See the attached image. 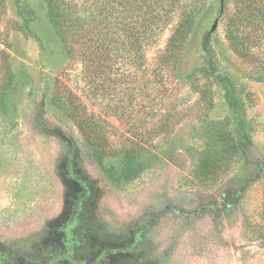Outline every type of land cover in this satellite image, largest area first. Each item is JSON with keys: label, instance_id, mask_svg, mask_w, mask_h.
I'll return each instance as SVG.
<instances>
[{"label": "rangeland", "instance_id": "rangeland-1", "mask_svg": "<svg viewBox=\"0 0 264 264\" xmlns=\"http://www.w3.org/2000/svg\"><path fill=\"white\" fill-rule=\"evenodd\" d=\"M240 1L226 0L220 14V0H183L147 47L136 25L128 35L110 25L94 38L98 65L88 70L79 36L64 65L46 58L44 0H0V255L38 257L70 230L73 192L61 173L69 154L96 187L103 239L130 250L136 242L116 264H264V17L248 19ZM184 7L195 27L162 62ZM238 12L236 46L228 33ZM216 21L209 56L202 41ZM60 97L92 120L108 166L131 149L155 162L136 179L108 177L52 106ZM240 123L252 139L244 153Z\"/></svg>", "mask_w": 264, "mask_h": 264}, {"label": "trees", "instance_id": "trees-1", "mask_svg": "<svg viewBox=\"0 0 264 264\" xmlns=\"http://www.w3.org/2000/svg\"><path fill=\"white\" fill-rule=\"evenodd\" d=\"M44 2L47 8L45 24L50 30L49 32L45 31L46 35L40 36L41 40L44 39L41 41V45L46 58L52 64H56L57 60L61 59L60 66L64 65L76 44H79V38L76 39L79 36L83 38L82 44L88 48V50L84 49V54L87 56L84 65L88 70L94 69L98 65L94 50L96 48L94 38L99 37L102 32H109L110 25L111 27L114 25L122 27L125 35L132 33L134 30L132 27L136 25L140 33L146 37L144 44L147 47L150 45L151 37H157L159 32L173 21L172 9L179 12L178 6L183 4V0H84L83 3L75 0H44ZM238 4L245 6L242 14H245L248 19L264 17V1L260 3L254 0H241ZM225 6L226 0H220V14L223 13ZM186 7L180 11L177 28L169 42L170 53L161 57L162 62L168 63L173 56L177 55L176 52L184 47L195 27L196 19L192 14L193 11ZM242 14L240 12L236 14L228 33L230 41L234 45L236 43V46L238 45L236 41L238 38L237 28L241 26L239 20ZM116 21L118 23H115ZM122 21L124 22L119 23ZM47 33L51 34V38L50 36L47 38ZM212 34L210 31L207 32L202 41L203 50L209 56H213ZM45 40L47 42L44 43ZM128 46L130 50L131 44L128 43ZM91 48H93L92 51ZM209 63L211 64V61ZM7 81L12 82V77L7 78ZM6 97L2 99V108L7 107ZM61 101V97L60 100H54L52 106L58 110L61 108L67 117L76 124L80 134L84 137L82 146L86 148L88 157L93 163L104 169L111 179L119 182L136 179L146 170L144 163L155 162L156 156L131 149L124 153L118 165L108 166L106 148L101 137L95 132L92 120L82 114L80 107L69 106ZM232 107L236 108L233 102ZM239 127V147L244 153L250 149L252 139L249 137L247 124L240 123ZM72 157L75 159V154ZM215 162L218 161L215 160ZM215 162L210 163L208 172L213 166H216V164H212ZM207 164L209 161H206L203 166L205 167ZM202 170L206 171L204 168ZM61 173L73 192L70 193V211L65 221L70 230L61 232L62 234L57 235L58 238L55 240L52 238L45 242L37 253L38 257H36V253L17 255L13 258L2 254L0 255V264H83V259L93 257L95 259L91 264H116L120 261L119 255L129 249L123 244L115 243L116 241L103 239L104 234L93 210L97 199L96 187L88 176L82 174V170H79L75 161H71L69 154L61 164ZM135 244L136 242L132 244L134 250L131 249L134 252L138 250V247H134Z\"/></svg>", "mask_w": 264, "mask_h": 264}, {"label": "water", "instance_id": "water-1", "mask_svg": "<svg viewBox=\"0 0 264 264\" xmlns=\"http://www.w3.org/2000/svg\"><path fill=\"white\" fill-rule=\"evenodd\" d=\"M222 1H223V0H222ZM217 26H218V21H216V22L214 23V25L212 26L210 32L213 33V32L216 30Z\"/></svg>", "mask_w": 264, "mask_h": 264}]
</instances>
